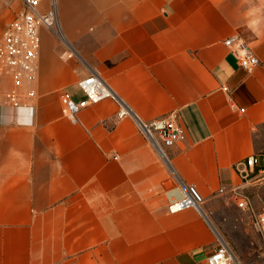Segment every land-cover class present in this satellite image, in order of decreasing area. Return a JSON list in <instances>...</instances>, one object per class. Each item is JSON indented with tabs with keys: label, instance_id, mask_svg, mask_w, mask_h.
Segmentation results:
<instances>
[{
	"label": "crops",
	"instance_id": "crops-1",
	"mask_svg": "<svg viewBox=\"0 0 264 264\" xmlns=\"http://www.w3.org/2000/svg\"><path fill=\"white\" fill-rule=\"evenodd\" d=\"M55 4L60 30L40 29L36 80L0 79V264H208L233 165L264 151V0ZM23 8L0 0V42ZM233 35L259 58L251 71L225 44ZM92 72L142 120L176 119L167 158L112 98L67 117L63 94L85 99L78 81ZM14 89L22 105L7 102ZM182 184L202 211L169 210Z\"/></svg>",
	"mask_w": 264,
	"mask_h": 264
},
{
	"label": "built area",
	"instance_id": "built-area-1",
	"mask_svg": "<svg viewBox=\"0 0 264 264\" xmlns=\"http://www.w3.org/2000/svg\"><path fill=\"white\" fill-rule=\"evenodd\" d=\"M21 1L23 10L9 22L0 42V79L10 80L15 88L22 87L27 81L36 80L41 47L40 29L47 27L60 30L55 0H50L47 10L40 8L45 0ZM224 42L237 57L239 65L247 71L260 63L257 55L241 37L233 35ZM78 86L85 93V99L76 101L68 93L62 96L65 114L72 120H76L78 113L88 105L112 98L119 105L118 117H132L140 133L164 158H167L166 148L175 145L183 137L181 125L172 116H163L152 121L139 118L99 73H90L78 81ZM35 95L34 91H29L25 97ZM23 98L24 95L15 89L6 93L7 102L12 106L22 105ZM233 168L239 183L223 188L222 192H231L238 207L244 209L248 207V198L242 191L252 179L264 174V151L252 153L236 161ZM204 201L205 198L195 185L182 184L180 197L170 202L169 210L176 212L193 207L202 211ZM255 228L264 235V211L256 216ZM233 263L234 256L224 242H219L218 247L208 257V264Z\"/></svg>",
	"mask_w": 264,
	"mask_h": 264
},
{
	"label": "rangeland",
	"instance_id": "rangeland-1",
	"mask_svg": "<svg viewBox=\"0 0 264 264\" xmlns=\"http://www.w3.org/2000/svg\"><path fill=\"white\" fill-rule=\"evenodd\" d=\"M242 193L248 198L244 209L238 207L231 192L220 194L218 206L231 212L217 215L225 222L219 239L230 248L234 263L264 264V235L255 228L256 216L264 211V174L252 179Z\"/></svg>",
	"mask_w": 264,
	"mask_h": 264
},
{
	"label": "snow or ice",
	"instance_id": "snow-or-ice-1",
	"mask_svg": "<svg viewBox=\"0 0 264 264\" xmlns=\"http://www.w3.org/2000/svg\"><path fill=\"white\" fill-rule=\"evenodd\" d=\"M177 207H179V206H177Z\"/></svg>",
	"mask_w": 264,
	"mask_h": 264
}]
</instances>
